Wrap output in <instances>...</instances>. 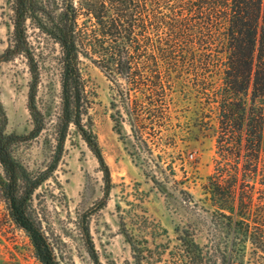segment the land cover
Instances as JSON below:
<instances>
[{
	"label": "trees",
	"instance_id": "obj_1",
	"mask_svg": "<svg viewBox=\"0 0 264 264\" xmlns=\"http://www.w3.org/2000/svg\"><path fill=\"white\" fill-rule=\"evenodd\" d=\"M10 1L13 42L0 54V62L18 55L28 61L33 129L24 137L39 135L49 123L38 105L41 70L28 20L60 46V110L53 123L56 158L75 127L101 165L106 198L111 172L92 130L95 94L83 75V58L113 85L120 108L114 128L120 133V121L128 120L134 136L152 154L148 139L153 140L160 156L174 146L169 140L176 137L172 120L177 85L180 80L190 84L215 111L219 157L208 178V192L233 236L215 233L203 246L189 241L183 262L264 264V0ZM5 119L0 101V194L38 260L59 264L30 211L29 192L20 189L18 163L10 150L15 136L5 133Z\"/></svg>",
	"mask_w": 264,
	"mask_h": 264
},
{
	"label": "rangeland",
	"instance_id": "obj_2",
	"mask_svg": "<svg viewBox=\"0 0 264 264\" xmlns=\"http://www.w3.org/2000/svg\"><path fill=\"white\" fill-rule=\"evenodd\" d=\"M12 15L11 1L0 0V54L13 42ZM27 27L41 70L38 105L49 123L39 135L24 137L33 129L28 107L32 76L26 57L18 55L0 62L3 124L5 133L15 136L10 150L18 163L20 189L29 192L30 211L49 237L58 263L184 264L189 241L203 246L215 233L232 237L228 220L208 192V178L219 157L218 123L204 98L179 81L173 98L176 137L169 140L174 146L160 156L148 139L152 154L134 136L128 120L120 121V133L114 128L120 108L113 85L83 58V75L95 94L92 130L111 172L106 198L101 165L75 127L56 158L53 123L60 110V46L31 20ZM247 251L251 256L250 243ZM0 264H42L25 230L10 218L1 194Z\"/></svg>",
	"mask_w": 264,
	"mask_h": 264
}]
</instances>
